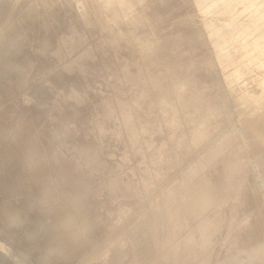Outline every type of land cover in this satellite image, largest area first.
Instances as JSON below:
<instances>
[{
	"label": "bare ground",
	"instance_id": "obj_1",
	"mask_svg": "<svg viewBox=\"0 0 264 264\" xmlns=\"http://www.w3.org/2000/svg\"><path fill=\"white\" fill-rule=\"evenodd\" d=\"M257 3L18 5L0 33V238L16 264H264V86L238 97L208 49L264 53Z\"/></svg>",
	"mask_w": 264,
	"mask_h": 264
},
{
	"label": "rangeland",
	"instance_id": "obj_2",
	"mask_svg": "<svg viewBox=\"0 0 264 264\" xmlns=\"http://www.w3.org/2000/svg\"><path fill=\"white\" fill-rule=\"evenodd\" d=\"M26 0H12L9 4L6 11L3 13V16L0 20V33L5 31L8 27V21L17 15L16 9L18 5L23 3ZM257 4H264V0H256ZM236 22L238 24H245L249 19V13L245 12L241 6L234 5L232 8ZM203 19V15L199 11L193 13V23L200 24ZM229 18L227 16H221L217 18L218 25H225L228 22ZM168 22H173L174 18L169 16L167 19ZM261 21V19H257ZM261 25V23H260ZM262 27V25L260 26ZM261 30V29H260ZM264 31V28H262ZM255 39L262 38V34L256 33ZM242 44H247L251 41L250 38H241ZM259 45L262 49L264 48V38L258 40ZM240 44L233 45H215L209 46L208 49L213 56L218 54L220 51L224 53L223 64H217V69L220 75L224 78L225 76H232V88L236 92L238 97H257L262 92L264 86V69L260 68L254 61V59H263L264 53L261 51L255 55L252 54L250 58L242 57L241 52L238 51ZM139 233V230L137 231ZM144 243V242H143ZM15 247L10 245L6 239L0 238V253L8 254L9 261L7 264H16L17 256L15 252ZM147 258H150L149 256ZM26 264H38V261L35 258H31Z\"/></svg>",
	"mask_w": 264,
	"mask_h": 264
}]
</instances>
